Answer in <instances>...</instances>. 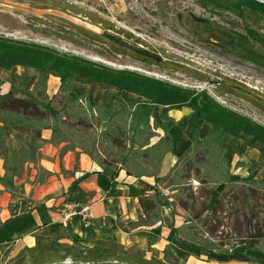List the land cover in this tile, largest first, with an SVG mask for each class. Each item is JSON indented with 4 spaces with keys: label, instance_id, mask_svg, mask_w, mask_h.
Returning a JSON list of instances; mask_svg holds the SVG:
<instances>
[{
    "label": "trees",
    "instance_id": "16d2710c",
    "mask_svg": "<svg viewBox=\"0 0 264 264\" xmlns=\"http://www.w3.org/2000/svg\"><path fill=\"white\" fill-rule=\"evenodd\" d=\"M197 1L205 6L227 11L240 19L246 16L257 19L259 16L264 17V5L254 0ZM111 29V27L103 29L102 36L107 39L118 55L128 56L145 66H164L158 54L138 46L137 43L130 44L120 36L109 34L108 30ZM246 32L254 45H260L264 50V40L249 28H246ZM227 36L221 33L222 38L225 39ZM236 42H240L236 48L227 42L225 44L228 48L231 47L230 49L238 51V54L245 60L264 68V58L261 52L258 53L255 48H252L253 45L249 46L248 40L242 36H238ZM15 67L25 70L34 69L37 72V79L31 91L36 102L14 98L0 108V156L5 162V174L0 178V185L8 190L11 189L13 178L23 174L26 164L37 162L39 149L43 143L41 139L43 130L51 132L50 144H65V152L79 150L88 155L101 172L109 166L117 165L128 176L156 178L164 156L172 149L168 133L170 120L167 113L170 110L188 107L200 115L201 122L208 124L211 131L204 141H199L196 135L193 137L192 146L187 155L165 178V189L169 192L167 198L172 199L174 211L176 206L186 212L190 211L195 202L189 183L190 168L196 170L200 186L210 195L215 194L213 206L209 210L205 209L202 214L193 216L192 221L195 224L192 227L196 231L205 228L209 217L214 216L213 219H215L217 209H223L221 203L224 197L230 191L237 190L240 184L244 187L249 186L243 189L247 190V196L255 193L257 198L259 197L258 191L255 190L259 186L264 188V179L255 180L248 177L232 181L231 164L225 160V151L222 147V140L225 136L241 139L242 135H246L253 138L252 143H257L258 139L264 142V130L219 108L205 94L190 99V94L186 92L136 77L128 72H111L104 68H95L81 60L62 58L36 46L20 45L0 39V70L10 71ZM49 76H54L60 81L59 97L55 100L46 95V83ZM15 79L19 80L22 86H25L28 81L26 76L15 77ZM136 81L142 83L135 86ZM75 83L94 85L103 90H115L117 98L108 108L93 107L85 96L77 93L74 88ZM2 85L3 82L0 80V87ZM157 87H162V89ZM164 89L172 92L169 93ZM123 92L134 95L144 102L126 97L121 98L120 95ZM155 106L162 107V113L160 121L153 119L151 126V113ZM100 125H104L101 131ZM158 129L162 130L164 135L155 145L149 147L150 140L155 137L154 131ZM25 136H30L27 144H23ZM10 137L15 138L18 146L14 154L8 146ZM129 141L136 147L135 149L127 146ZM250 146L253 147V144ZM260 160L251 162V164L259 163L260 165L262 161ZM240 165V162L236 164L238 167ZM199 173L202 176H199ZM156 180L157 183H162L160 179L156 178ZM257 202L258 199L255 204ZM160 206L157 197H151L142 202L143 210L148 215L155 216L151 220L153 223L157 222V210ZM258 209L254 213L257 225L254 228V234L249 232L246 245L264 255V223L260 224L261 220L256 221L260 215ZM189 228L191 225H184L174 231L178 237L186 239L185 235ZM62 239L69 240L71 244L61 243ZM240 241L243 240L239 238L237 243L241 244ZM82 243L83 241L77 236L66 234L54 240L37 238L35 247L22 250L14 264H101L109 262L161 264L153 260L147 262L143 257L132 255L129 251L120 249L114 242L92 248H83ZM190 244L197 247L199 252L202 250H206L207 253L214 252L211 249H205V242L199 238H195ZM80 247L83 249L82 253L78 250ZM163 253L167 256L171 254V251L167 247ZM195 255L198 253L195 252Z\"/></svg>",
    "mask_w": 264,
    "mask_h": 264
},
{
    "label": "rangeland",
    "instance_id": "374dc122",
    "mask_svg": "<svg viewBox=\"0 0 264 264\" xmlns=\"http://www.w3.org/2000/svg\"><path fill=\"white\" fill-rule=\"evenodd\" d=\"M254 1L264 5V1ZM110 27L109 34L158 54L164 66H145L128 56L118 55L102 36L103 29ZM246 28L264 40V17L246 16L240 19L197 0H0V39L36 46L62 58L81 60L95 68L128 72L186 92L190 94V99L205 94L219 108L264 130V68L245 60L238 51L225 44L227 42L236 48L240 43L236 40L242 36L264 58V50L260 45H254ZM221 33L228 36L224 39ZM20 73L28 78L26 85H20L14 76L7 75L5 84L0 87V108L14 98L32 99L31 90L37 72L23 69ZM57 81L51 78L49 87ZM140 83L136 81L135 86ZM47 94L52 100L59 97L58 93L52 95L48 91ZM123 94L122 98L125 96L144 102L134 95ZM242 136L241 139L224 137L225 160L234 166L246 150L255 148L258 160L262 161L258 165L247 160L246 167L232 171L231 180L248 177L263 180L264 142L258 139L257 143H252L251 136ZM12 140L16 147L15 138L12 137ZM8 146L13 154L12 148L15 147H12L11 140ZM189 174L195 202L190 211L177 206L175 209V214L184 219L178 228L191 225L185 235L187 238H178L179 243L173 244L172 255L152 253L148 256L136 248L125 251L143 257L147 262L153 260L161 264H264L241 255L245 250L249 253L255 251L246 245V238L249 232L254 234L257 208L260 215L256 221L264 223V188L259 186L255 190L258 191L257 198L255 193L247 196V190L243 189L249 186L240 184L237 190L224 197L221 203L223 209H217L215 219L214 216L209 217L205 228L196 231L192 227L195 224L193 216L209 210L214 204L215 194L210 195L200 186L195 169L190 168ZM199 176H202L201 173ZM195 238L205 242V249L214 252H199L190 244ZM239 238L243 240L241 244L237 243ZM78 250L83 252L81 247Z\"/></svg>",
    "mask_w": 264,
    "mask_h": 264
},
{
    "label": "crops",
    "instance_id": "0c3cea01",
    "mask_svg": "<svg viewBox=\"0 0 264 264\" xmlns=\"http://www.w3.org/2000/svg\"><path fill=\"white\" fill-rule=\"evenodd\" d=\"M20 69L23 70L15 67L11 71H0V79L5 84V78L9 75L24 76ZM51 78L56 77L49 76L47 80V96L48 91L52 95L58 93L60 86L56 78L58 81L49 87ZM74 88L93 107L108 108L117 98L115 90H103L94 85L77 86L75 83ZM28 99L36 102L33 97V100ZM161 113L162 107H153L151 126L153 119L160 121ZM94 116L97 118L95 112ZM167 116L170 120L168 133L172 149L164 156L156 177L162 183H157L154 177L128 176L117 165L109 166L101 172L91 158L79 150L65 152V144H50L51 132L43 130V143L37 162L24 166L23 174L13 178L10 190L0 185V264H14L22 250L35 247L37 238L54 240L63 234L77 236L83 241V248L114 242L124 250L136 248L148 256L152 253L160 255L167 247L173 252V244L179 243L174 230L184 219L175 214L172 199L167 198L169 192L165 189V178L187 155L193 137L196 135L199 141H204L211 128L201 122L198 113L187 108L170 110ZM103 129L104 125H100V131ZM154 133L155 137L150 140L149 147L164 135L160 129ZM29 137H24L23 144H27ZM9 140L12 147H15L12 137ZM127 146L136 148L130 141ZM15 148H12L14 153L18 146ZM240 158L234 166L231 165V173L246 167L247 160L248 163L257 161L258 153L255 149L246 150ZM238 162L241 163L239 167L236 166ZM4 165L0 156V178L5 174ZM151 197H157L161 204L155 223L151 222L155 216L148 215L142 208L143 200ZM65 203L91 205L90 226L84 228L80 220L75 218L64 228L61 224V210ZM60 242L71 244L67 239ZM241 255L245 259L264 263V255L257 251L249 253L245 250Z\"/></svg>",
    "mask_w": 264,
    "mask_h": 264
},
{
    "label": "built area",
    "instance_id": "2783aa9c",
    "mask_svg": "<svg viewBox=\"0 0 264 264\" xmlns=\"http://www.w3.org/2000/svg\"><path fill=\"white\" fill-rule=\"evenodd\" d=\"M90 210L91 205H81L78 203H65L61 210L62 220L61 224L64 228L67 227L68 222L78 218L84 228L90 226Z\"/></svg>",
    "mask_w": 264,
    "mask_h": 264
},
{
    "label": "water",
    "instance_id": "95a60500",
    "mask_svg": "<svg viewBox=\"0 0 264 264\" xmlns=\"http://www.w3.org/2000/svg\"><path fill=\"white\" fill-rule=\"evenodd\" d=\"M64 264H66V263H64Z\"/></svg>",
    "mask_w": 264,
    "mask_h": 264
}]
</instances>
